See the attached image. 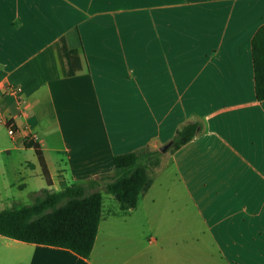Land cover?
Wrapping results in <instances>:
<instances>
[{
  "label": "crops",
  "instance_id": "1",
  "mask_svg": "<svg viewBox=\"0 0 264 264\" xmlns=\"http://www.w3.org/2000/svg\"><path fill=\"white\" fill-rule=\"evenodd\" d=\"M263 25L264 0H0V155L13 202L37 192L28 142L62 191L111 172L116 155L162 147L192 118L203 124L165 154L135 209L115 196L106 208L103 195L90 257L9 238L19 264H264L252 54ZM62 39L84 64L74 76Z\"/></svg>",
  "mask_w": 264,
  "mask_h": 264
},
{
  "label": "trees",
  "instance_id": "2",
  "mask_svg": "<svg viewBox=\"0 0 264 264\" xmlns=\"http://www.w3.org/2000/svg\"><path fill=\"white\" fill-rule=\"evenodd\" d=\"M61 42L68 75L74 76L84 68L82 58L69 52L64 39ZM252 54L256 97L263 101L264 25L252 40ZM202 131L203 124L197 118L184 122L169 141L171 146L166 153L176 151ZM26 147L34 149L47 186L33 193L32 204L0 211V235L26 243L65 248L83 258L90 257L94 248L103 216V192L116 197L122 212L135 209L152 185L155 171L166 154L160 151L161 147L148 145L116 155L111 172L56 191L52 189V178L40 146L28 142Z\"/></svg>",
  "mask_w": 264,
  "mask_h": 264
},
{
  "label": "rangeland",
  "instance_id": "3",
  "mask_svg": "<svg viewBox=\"0 0 264 264\" xmlns=\"http://www.w3.org/2000/svg\"><path fill=\"white\" fill-rule=\"evenodd\" d=\"M31 153L32 152H30L29 154ZM2 158L3 156L0 155V211L5 209H12L13 207H21L32 204L34 202L33 193H30L29 190H25L24 192L18 194L19 197L16 199V202L12 201L13 196L8 185L7 175L5 174L6 170L2 166ZM31 159H33V157ZM162 168L163 165L161 164V166L156 169L154 174L155 178L158 176ZM34 177L35 179L33 180V187L37 191V193H39L42 190V187H46L47 185L41 173L36 172L34 174ZM168 177L169 174H164L161 176V180L164 181ZM103 195L105 197L106 208L110 206V204H117L112 195L106 192H103ZM18 246L19 245H17L15 241L9 240V237L0 236V264H19L22 260V257L21 253L19 252L20 249Z\"/></svg>",
  "mask_w": 264,
  "mask_h": 264
},
{
  "label": "built area",
  "instance_id": "4",
  "mask_svg": "<svg viewBox=\"0 0 264 264\" xmlns=\"http://www.w3.org/2000/svg\"><path fill=\"white\" fill-rule=\"evenodd\" d=\"M9 90L14 94H17L21 91L20 86H10ZM6 126L8 127V132L11 135H14L17 131L14 122L11 119H4Z\"/></svg>",
  "mask_w": 264,
  "mask_h": 264
},
{
  "label": "water",
  "instance_id": "5",
  "mask_svg": "<svg viewBox=\"0 0 264 264\" xmlns=\"http://www.w3.org/2000/svg\"><path fill=\"white\" fill-rule=\"evenodd\" d=\"M170 146H171V142H169V143L163 145V146L160 148V151H161L162 153H166Z\"/></svg>",
  "mask_w": 264,
  "mask_h": 264
}]
</instances>
